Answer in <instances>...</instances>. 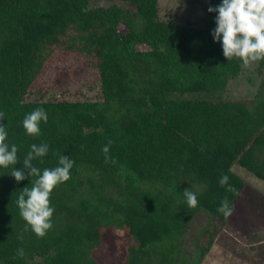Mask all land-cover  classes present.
<instances>
[{
  "label": "trees",
  "instance_id": "1",
  "mask_svg": "<svg viewBox=\"0 0 264 264\" xmlns=\"http://www.w3.org/2000/svg\"><path fill=\"white\" fill-rule=\"evenodd\" d=\"M88 1L0 0V124L18 148V163L0 167V264H101L92 251L102 237L120 245L123 264H201L228 219L221 201L232 207L244 186L232 163L264 180V59L253 95L227 97L242 67L212 35L218 13L208 8L222 0L205 1L198 27L161 19L158 0H117L132 9ZM55 49L94 59L97 100L25 99ZM37 108L48 121L33 137L23 120ZM32 144L49 147L32 161L41 174L60 155L74 161L51 194L44 238L17 205L37 178L11 176Z\"/></svg>",
  "mask_w": 264,
  "mask_h": 264
},
{
  "label": "rangeland",
  "instance_id": "2",
  "mask_svg": "<svg viewBox=\"0 0 264 264\" xmlns=\"http://www.w3.org/2000/svg\"><path fill=\"white\" fill-rule=\"evenodd\" d=\"M205 1L158 0V15L161 19H170L177 24L198 27L202 24V5ZM111 3L132 9L127 3L117 0L88 1L89 6H108ZM241 67L240 75L228 80L225 96L246 99L253 95L260 79L256 70L257 62L245 66L241 60ZM261 74H264V66ZM98 79L92 57L55 49L30 86L25 99L97 100ZM230 169L246 184L238 201V205L244 207V212L229 217L214 241L219 249L207 264H264L262 247L251 244L256 241L255 237L262 238L264 233V180L253 176L234 162ZM247 202L252 207L249 211L246 208ZM251 233L255 237H251ZM119 246L115 240L109 243L108 239L102 237L92 255L101 264H123V258L117 254ZM257 248L259 253L256 252Z\"/></svg>",
  "mask_w": 264,
  "mask_h": 264
},
{
  "label": "clouds",
  "instance_id": "3",
  "mask_svg": "<svg viewBox=\"0 0 264 264\" xmlns=\"http://www.w3.org/2000/svg\"><path fill=\"white\" fill-rule=\"evenodd\" d=\"M208 11L216 12V28L212 35L214 40L222 43L223 55L228 60L239 58L245 66L251 65L264 59V0H222L217 7H209ZM5 118V114L0 112V121ZM47 123L48 115L45 109L37 108L27 114L23 120V127L26 133L33 137L41 135V122ZM8 133L6 127L0 124V167L8 168L10 165L18 163V148L15 144L9 147L6 142ZM111 141L102 151L109 152ZM47 144H32L31 150L23 160V169H16L11 173L17 182L36 177L32 187H24L18 197L17 205L20 216L30 226L31 230L38 238H44L48 231L53 228L52 217L55 208L51 206V194L60 184L71 179L70 170L74 166V161L67 156H59L58 167L42 171L33 166L32 161L40 158L43 163V157L48 153ZM27 170V175L25 174ZM229 177L223 175L219 183L223 187L228 185L227 191L236 193L235 188L228 184ZM237 195L239 193H236ZM184 196L188 208H194L198 205L196 193L184 190ZM225 218L229 217L233 208L225 197L217 209ZM26 231L28 228L26 227ZM19 256L24 255L23 249H19Z\"/></svg>",
  "mask_w": 264,
  "mask_h": 264
},
{
  "label": "crops",
  "instance_id": "4",
  "mask_svg": "<svg viewBox=\"0 0 264 264\" xmlns=\"http://www.w3.org/2000/svg\"><path fill=\"white\" fill-rule=\"evenodd\" d=\"M247 99V98H246ZM245 187H246V184H245V182H244V186H243V189H242V191H241V193L239 194V196L236 198V200L233 202V206H232V208H233V212H232V214L230 215V216H232L233 214H238L239 212H244V207H242L241 208V206H239L238 205V201H240V198H241V195H243V193H244V189H245ZM247 206H246V208H247V211H249L252 207H251V204L250 203H248L247 202ZM243 209V210H242ZM229 216V217H230ZM229 217H228V219H227V221L229 220ZM226 221V222H227ZM249 225V224H248ZM249 226H251V224L249 225ZM253 226H256V225H253ZM252 235H251V237H255V234L254 233H251ZM256 238V243L254 242V243H251V244H254V246L255 245H258V246H260V247H262L261 248V250L263 251V255H264V233H263V235H262V238H257V237H255ZM261 239V240H260ZM249 246H251V245H249ZM253 246V245H252ZM259 248V247H258ZM258 248L256 249V252L257 253H259V251H258ZM217 249H219L214 243L212 244V246L210 247V249H209V251H208V253L206 254V256L204 257V259H203V261H202V263L201 264H207L208 262L207 261H209L210 260V258H211V256L216 252V250ZM262 261H263V263H264V256H263V259H262ZM218 261L216 260V263H217Z\"/></svg>",
  "mask_w": 264,
  "mask_h": 264
}]
</instances>
